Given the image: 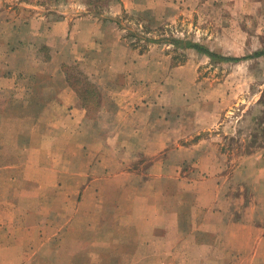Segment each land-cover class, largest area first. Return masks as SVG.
<instances>
[{"label":"rangeland","instance_id":"rangeland-1","mask_svg":"<svg viewBox=\"0 0 264 264\" xmlns=\"http://www.w3.org/2000/svg\"><path fill=\"white\" fill-rule=\"evenodd\" d=\"M66 1L0 4H48V10L58 6L56 12L53 9L57 16ZM112 1L94 0L93 11H108ZM156 1L161 5L163 0ZM170 4L168 18L177 16L176 23L134 27L129 33L133 41H127L137 53L150 55L149 75L140 70L138 77H149L152 85L139 100H177L168 114L160 109L161 119L156 111H120L118 105L110 116L100 118L110 101L86 73L90 64L72 60L66 71L82 99V125L76 123L79 115L70 120L62 106L51 105L46 90L30 106L12 104L16 119L5 122V129L14 136L0 138V155L16 167L0 171V228L20 225L26 231L10 236L0 232V241L11 238L24 246L28 264H125L132 262L125 255L133 253L162 264L169 243L175 264H183L185 258L204 254L189 247L190 240L210 244L216 239L205 231L195 233V227L207 215L206 223L219 225L220 219L214 220L207 212L210 208H204L217 192L221 201L215 205L229 208L231 221L250 220V208L257 207L258 198L264 201V57L239 63L212 61L174 45L176 40L192 42L226 58L264 51V0ZM116 81L122 84V76ZM178 100L194 103L180 108ZM214 100L237 101L219 118L218 127L198 128L200 121L215 123L209 115ZM4 101L13 102L0 104ZM134 125L140 137L133 136ZM20 131L36 135L22 137L16 134ZM194 143H200L197 153L189 151ZM144 144L151 153L144 151ZM249 197L252 204L246 206L243 199ZM40 210L46 216H38ZM259 217L263 225L264 212ZM150 241L152 248L146 246ZM8 251L1 247L0 256L8 257Z\"/></svg>","mask_w":264,"mask_h":264},{"label":"crops","instance_id":"crops-1","mask_svg":"<svg viewBox=\"0 0 264 264\" xmlns=\"http://www.w3.org/2000/svg\"><path fill=\"white\" fill-rule=\"evenodd\" d=\"M163 1L160 5L156 0H115L112 1L115 3H110L108 11L98 15L91 5L94 0H67L65 10L58 11L59 16L53 14V9L56 12L58 6H51L48 10V4L20 2L13 3V6L9 7L0 4V100H13V102L4 101L0 104V138L14 136L5 129V122L16 119L12 114V104L30 106L36 100H40L39 94L43 90L51 94V105L62 106L66 117L70 120L79 115L80 118L75 120L78 127L82 125L81 115L84 117L85 114L81 107L80 100L82 99L70 85L66 71V65H70L72 61L81 65L85 63L86 66L90 64V69L86 70V73L92 78L93 85L102 93L105 100L110 101L100 118L110 116L113 105L116 107L118 105L120 111L131 109L136 113L156 111L159 112L157 119H161L159 115L162 111L167 110L168 114L172 110L173 105L171 104L177 100H139L146 98L145 94L152 85L149 77L143 76L142 79L138 77L140 70H145V73L149 75L151 68L147 62L150 61V55L137 53L127 43V41H133L129 33L134 30V27L177 22V16L168 18L170 14L168 11L171 10L170 0L164 1L165 3ZM16 6H19V12H22L19 13L20 16L16 15ZM72 52L75 54L73 55ZM72 56L74 57L71 59ZM121 76L122 84L116 81V78ZM140 89L141 91H138ZM214 101V110L209 115L215 118V123L208 120L200 121L201 125L198 128L211 130L218 127L219 118L230 104L236 103L237 100ZM193 103V100H178L180 108H182L181 105L185 107ZM166 117L162 120L166 121ZM178 122L184 123L185 119L178 118ZM12 129L17 130L13 126ZM169 132L161 133L168 135ZM16 134L32 138L36 132L20 131ZM133 136L140 137V131L138 128L135 130V125ZM147 146L144 144V151L151 153L152 149ZM199 147L200 143H194L189 151L197 153ZM2 156L0 155V171L7 172L8 169L16 167L4 161ZM212 178H217V175ZM213 199L211 201L214 202L204 208H210L207 212L211 213L210 217L212 216L214 220L216 217L220 219L219 225L206 223V217H209L207 215L204 222L196 225L195 233L199 230L205 231L210 237L216 239L210 244H198L190 240L189 247L197 252L202 251L204 254L200 258H185L183 264H264V224H260L258 220L260 214L264 212V205L262 206L264 201L258 198L259 201L254 204L257 207L250 208V220L243 218L231 221L230 209L220 210L215 205L219 200L221 201L219 192ZM243 200L246 206L252 204L250 197ZM36 214L46 216L42 210ZM23 227L19 225L12 228L11 225H6L0 228V232L10 236L15 231L25 232ZM178 230H181L179 226L176 232ZM37 232L41 235L44 229L41 227L37 229ZM149 232L150 230L147 233ZM191 236L193 235H187L189 238ZM31 245L34 244L29 242L28 247L33 249ZM153 245L151 241L150 244H146L148 248H152ZM1 247L9 250L8 253L11 254L8 257L1 255L0 264H28L21 251L25 247L20 243L15 240L12 242L11 238H8L0 241ZM170 248V243L166 251L164 248L162 264H175L177 261L172 257ZM36 253L34 252V255ZM128 256L132 257L130 259L132 262L125 264H151L149 261L153 262L152 258L149 260L146 255L138 259V253L126 254L125 258ZM135 258L138 259L137 262L134 261ZM180 264H182L181 261Z\"/></svg>","mask_w":264,"mask_h":264},{"label":"trees","instance_id":"trees-1","mask_svg":"<svg viewBox=\"0 0 264 264\" xmlns=\"http://www.w3.org/2000/svg\"><path fill=\"white\" fill-rule=\"evenodd\" d=\"M174 45L178 46L181 49H192L197 51L198 53L204 54L206 55L208 58H210L212 61H216V60H221L223 62H231V63H239V62H243L252 58H261L264 57V51H259L253 55H251L250 57L246 56V57H241V58H226L223 56H219L218 54L208 50L207 48L201 46L200 44H195L192 42H184V41H180V40H176L174 42Z\"/></svg>","mask_w":264,"mask_h":264}]
</instances>
